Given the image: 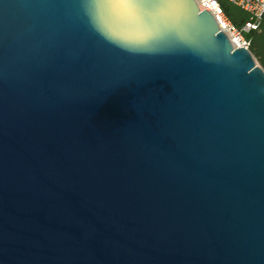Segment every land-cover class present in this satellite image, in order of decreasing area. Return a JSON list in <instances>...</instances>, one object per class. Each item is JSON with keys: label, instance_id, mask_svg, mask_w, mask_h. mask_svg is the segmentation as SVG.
Segmentation results:
<instances>
[{"label": "water", "instance_id": "obj_1", "mask_svg": "<svg viewBox=\"0 0 264 264\" xmlns=\"http://www.w3.org/2000/svg\"><path fill=\"white\" fill-rule=\"evenodd\" d=\"M0 264H264V69L194 0H0Z\"/></svg>", "mask_w": 264, "mask_h": 264}, {"label": "built area", "instance_id": "obj_2", "mask_svg": "<svg viewBox=\"0 0 264 264\" xmlns=\"http://www.w3.org/2000/svg\"><path fill=\"white\" fill-rule=\"evenodd\" d=\"M200 9L208 10L214 17L220 31L224 32L234 48L249 49L250 40L246 34L257 29L264 15V0H225L239 7L249 18L240 26L234 24L224 13L220 0H194ZM250 50V49H249Z\"/></svg>", "mask_w": 264, "mask_h": 264}, {"label": "trees", "instance_id": "obj_3", "mask_svg": "<svg viewBox=\"0 0 264 264\" xmlns=\"http://www.w3.org/2000/svg\"><path fill=\"white\" fill-rule=\"evenodd\" d=\"M220 4L227 17L237 26H240L249 18L247 13L244 17V15H242V12L244 11L228 1L220 0ZM263 18L264 15L259 22L258 28L248 32L246 34V37L250 40V51L252 52L254 57L258 59L260 65L264 69V31H258L262 24Z\"/></svg>", "mask_w": 264, "mask_h": 264}, {"label": "crops", "instance_id": "obj_4", "mask_svg": "<svg viewBox=\"0 0 264 264\" xmlns=\"http://www.w3.org/2000/svg\"><path fill=\"white\" fill-rule=\"evenodd\" d=\"M242 15H244V17L246 16V13L245 12H242ZM259 32L260 31H264V18H263V20H262V24H261V26H260V29L258 30Z\"/></svg>", "mask_w": 264, "mask_h": 264}, {"label": "rangeland", "instance_id": "obj_5", "mask_svg": "<svg viewBox=\"0 0 264 264\" xmlns=\"http://www.w3.org/2000/svg\"><path fill=\"white\" fill-rule=\"evenodd\" d=\"M254 60H255L256 64L260 65V63H259V61H258V59L256 57H254Z\"/></svg>", "mask_w": 264, "mask_h": 264}]
</instances>
